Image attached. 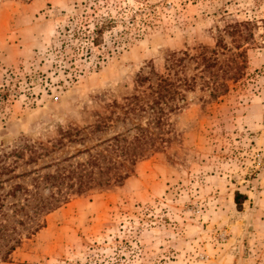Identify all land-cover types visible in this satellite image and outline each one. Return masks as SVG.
Wrapping results in <instances>:
<instances>
[{"label": "rangeland", "instance_id": "374dc122", "mask_svg": "<svg viewBox=\"0 0 264 264\" xmlns=\"http://www.w3.org/2000/svg\"><path fill=\"white\" fill-rule=\"evenodd\" d=\"M239 23L253 31L242 56L226 31ZM148 73L187 90L164 126L149 125L158 148L123 168L122 185L71 194L33 234L10 222L22 243L6 261L2 247L0 264H264V0H0V149H47L18 173L86 161L146 128L149 114L128 108L151 101L137 82ZM70 128L81 133L62 139Z\"/></svg>", "mask_w": 264, "mask_h": 264}, {"label": "trees", "instance_id": "16d2710c", "mask_svg": "<svg viewBox=\"0 0 264 264\" xmlns=\"http://www.w3.org/2000/svg\"><path fill=\"white\" fill-rule=\"evenodd\" d=\"M103 19L102 23L97 22L93 30L92 43L94 45H99L102 42L103 32L110 26L107 18ZM243 26L245 29L242 28ZM226 31L232 37L235 46L242 49L239 55H244V45L241 43L243 41L250 43L253 38L252 27L248 26L247 23H239ZM217 45L222 48L227 47L223 36L218 38ZM211 57L206 53L201 54L200 60L207 62L205 65L207 70L216 66L215 59ZM181 60L182 58L173 53L169 60L172 65L169 67L172 69L175 61ZM219 69H221L220 66ZM152 73L155 71L151 70ZM151 74H140L137 79L140 86H145L148 83V88L152 90L151 101L128 108L130 112L140 111L149 114L150 122L146 128L139 123L127 130L128 132L135 131L132 137L122 132L113 135L104 140L106 146L103 150L95 153L90 152L89 157L84 162L64 164L65 160L68 161V159H54L40 167L18 173L17 170L21 164L30 165L38 162L47 154V149L42 144L37 145L28 139L21 140L11 148L0 149V190L3 191L0 193V249L5 248L3 253L5 261L22 243L21 233L15 235L14 232L17 229L9 228L10 222L15 220L29 233L33 230V234L45 226L46 222L41 218L58 208L62 203L67 202L71 194H82L95 187L104 189V187L113 184L122 185L130 175L123 168L130 165V169L133 170L136 162L146 156L148 149L158 148L156 146L157 136L150 130L149 125L153 123L159 128L164 126L166 108L169 111L177 110L180 102L186 100V94L183 90H187L182 88L185 86L182 79L176 82L169 75L157 74L156 81L153 82ZM237 80L239 78L235 77L234 81ZM134 97L139 99L138 95ZM102 128L101 122L96 124L97 130ZM80 133V130L70 128L63 131L62 139L64 137L72 139L73 136L77 137ZM160 141L166 140L161 138ZM119 159L121 160L119 161ZM53 167L54 169H52ZM28 176L31 177L29 181H16ZM7 187L9 188L7 189ZM43 190H47L50 194L43 195ZM9 198L13 200L10 201ZM247 199V194L239 190L235 192L234 201L238 210H243Z\"/></svg>", "mask_w": 264, "mask_h": 264}]
</instances>
